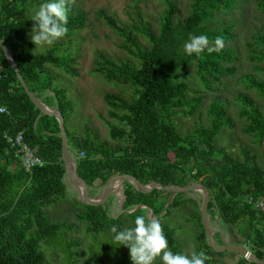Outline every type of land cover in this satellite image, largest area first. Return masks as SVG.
<instances>
[{"label": "trees", "instance_id": "obj_1", "mask_svg": "<svg viewBox=\"0 0 264 264\" xmlns=\"http://www.w3.org/2000/svg\"><path fill=\"white\" fill-rule=\"evenodd\" d=\"M36 0H8L0 9V39L11 54L18 72L29 91L51 108H57L65 128L67 146L76 164L77 175L90 190L97 182L104 186L116 175H129L141 185L158 183L162 186H184L200 182L208 189L207 212L225 222L232 228L239 226L241 237L254 240V255L264 259V216L251 205L244 202L247 197L264 201V169L252 162L248 152L238 162L227 155H220L213 142L223 119H227L225 109L218 103L213 105V119L209 127H201L191 134L181 136L173 123L176 110L183 109L187 86L177 81V73L197 60L201 76L215 73L233 74V69L223 70L220 63L231 58L232 52H212L201 56L186 57L177 49L167 51L165 35L171 30L175 7L168 2L156 37L149 28L141 34L149 43V48L137 43L133 30H124L116 20L99 11L105 24L123 40L122 48L137 61L115 64L103 56V64L97 71L110 84L134 87V99L126 100L120 94L106 93L103 100L108 107V116L119 126L110 125L109 139L123 141V147H109L107 142H97L88 134L78 140L67 128L73 112L72 102L64 87L54 85L58 74L54 68L65 75L76 77L78 70L73 59L57 57L51 50L46 54H34L33 44L26 38V30L33 28L32 19L25 15V4ZM38 4V3H36ZM257 8L264 13V0H256ZM232 6V0H196L194 15L189 20L187 30L193 29L196 35L207 34L210 39L223 36L227 42L234 35L209 32L198 26L209 25L219 14ZM86 18L73 7L68 11V31L79 30ZM259 61H264V48ZM252 60H256L252 57ZM264 75V68L261 69ZM0 106L6 112L0 114V264H44L39 251L40 242L53 244L66 228V223H50L44 216L43 208L66 198L63 184L64 167L59 137L58 122L52 116L42 114L30 101L20 86L16 74L0 49ZM248 87L264 97V82L253 78L247 80ZM50 95V96H49ZM51 99V102L48 100ZM242 104L240 115L246 118L243 133L264 138V111H260L246 96H240ZM194 109V107L192 108ZM191 109V110H192ZM120 113V114H118ZM22 132L26 143L34 149L36 156L45 164L25 172L14 158L12 150L3 139L4 133ZM83 152L85 155L80 156ZM173 159L170 160L169 156ZM124 201L122 210L133 209L132 213H120L134 224L137 215L145 214L141 207L159 215L165 208L169 191L154 189L149 193L139 192L131 183L124 181ZM188 192L173 196L168 207H180ZM75 205L82 208L76 218L87 224V232L100 234L115 226L118 229L119 217H110L104 204L85 205L75 198ZM189 200V199H188ZM140 207V208H139ZM119 209V210H121ZM168 209L163 213L167 214ZM200 220V215L198 216ZM201 226V225H200ZM34 227L33 232L30 230ZM169 247L176 253L178 244L173 231L163 226ZM201 247L210 259L222 256L207 241L204 230L199 235ZM256 242V243H255ZM127 253L129 249L120 244ZM254 264V263H251Z\"/></svg>", "mask_w": 264, "mask_h": 264}, {"label": "rangeland", "instance_id": "obj_2", "mask_svg": "<svg viewBox=\"0 0 264 264\" xmlns=\"http://www.w3.org/2000/svg\"><path fill=\"white\" fill-rule=\"evenodd\" d=\"M4 1L8 0H0V9ZM44 2L46 0L28 1L25 4L24 16L32 19L39 5ZM168 2L174 5L175 15L172 28L165 35L167 40L165 48L167 51L177 49L180 54L191 57L195 54H186L184 46L190 34L196 35L194 29L190 32L187 30L189 20L194 15L196 0H75L69 7H73L77 13L85 16L82 29L68 31L63 39L51 46H35L31 42L32 28L26 30V38L33 44L34 54H46L53 50L55 56H65L74 61V67L78 70L76 77L51 69L53 74L59 75L54 85L64 87L68 99L72 102L73 112L67 128L78 140L84 137V129L88 128L89 136L97 142H107L109 147H123L125 145L123 141L116 142L109 139L110 125L119 126V123L108 116V107L103 96L106 93L120 94L128 101H132L135 97L134 87L110 84L105 81L102 73L97 71L100 66H105L103 64L105 59L115 64L129 62L138 65L129 52L122 48L124 45L122 38L105 24L99 11L103 10L106 15L113 17L124 30L136 31L138 28L139 31L135 32L137 43L149 48L150 45L141 32L149 28L156 37L160 36L161 22L168 8ZM198 27L205 33L219 34L227 30L234 35L222 50L232 52L231 58L220 63L223 70L233 69L234 73L218 72L215 73V77L204 73L201 76L197 60H191L187 67L177 73V81L187 86L185 97L187 105L175 111L173 123L181 136L191 134L201 127H209L213 119L211 109L215 103H218L225 109L227 119L222 120L223 125L214 138L213 145L216 151L238 162L244 159V152H248L252 162L264 169V138L258 139L255 135L243 133L247 121L240 115L241 95L250 99L260 111H264V97L249 88L247 82L249 78L264 82V75L261 72L264 61L257 60L264 48V13L257 8L256 0H232L229 10L219 14L209 25ZM206 52L207 50L201 55ZM252 57L256 60H252ZM48 102H51V99ZM169 159L172 160L173 157L170 155ZM204 180L205 177L201 178L200 182ZM63 184L66 198L43 208L44 216L50 223H66V228L55 243L40 242L39 251L43 255L44 264H132L130 253L120 248V243L114 240L115 234L111 229L100 234L87 232V224L76 218V212L81 211L82 208L71 200L77 197L75 186L66 177L63 178ZM106 184L100 186L96 182L95 186L88 190L89 198L98 199L104 192ZM184 198L182 206L167 208V214L155 215L145 207H141V210L145 214H151L161 222L162 226L173 231V237L178 244L176 253L191 254L201 247L199 235L204 228L198 216L203 193L189 191ZM123 201L124 193L121 186V196L114 193L104 204L110 217H119L120 213L137 209L135 207L122 210ZM206 223L215 231L213 244L216 249L240 246L254 253L252 236L249 241L242 238L239 226L232 228L210 213H206ZM131 227H134V224L130 219L119 217L118 230ZM33 230L34 227L30 232ZM221 252L225 254L215 256L213 259L216 261L207 264H226L222 261L223 258L236 259L237 255L233 251ZM154 264H162V261L158 258ZM235 264H251V262L239 257Z\"/></svg>", "mask_w": 264, "mask_h": 264}, {"label": "clouds", "instance_id": "obj_3", "mask_svg": "<svg viewBox=\"0 0 264 264\" xmlns=\"http://www.w3.org/2000/svg\"><path fill=\"white\" fill-rule=\"evenodd\" d=\"M75 0H46L39 5L32 16L34 26L31 30V42L35 46H51L63 39L67 33L69 6ZM226 47L223 36L213 39L207 34L191 35L184 46L188 55L200 56L220 52ZM85 154L81 152V156ZM114 240L129 249L132 264H154L159 258L162 264H206L210 257L204 252L192 251L191 254L174 253L169 247L161 222L151 214L137 215L134 227L118 230L111 228Z\"/></svg>", "mask_w": 264, "mask_h": 264}, {"label": "water", "instance_id": "obj_4", "mask_svg": "<svg viewBox=\"0 0 264 264\" xmlns=\"http://www.w3.org/2000/svg\"><path fill=\"white\" fill-rule=\"evenodd\" d=\"M0 49L9 63V65L12 67L13 71L16 74L17 80L20 83V86L24 89L25 93L29 97L30 101L32 104L44 115L52 116L56 119L58 122V127H59V137L61 138V152H62V160H63V167H64V176L66 177L67 180H69L73 185L75 186L77 197L76 200L82 204L85 205H92V206H99L104 204L107 199L115 193L113 190V183L119 182L120 187L123 185L124 181H127L131 183L139 192L141 193H149L154 189L162 190V191H169L170 195L167 199L166 206L164 210L159 214L162 215L167 208L169 207L171 200L174 195L178 193H185L189 191H198L201 190L203 193V201L200 209V222L201 225L204 228V232L206 235V238L208 239V242L210 243V246L215 249L217 252H221L223 250H230L236 253V259L235 260H229L227 258H223L222 261L226 262V264H235L238 262L239 257L249 260L251 263L254 264H264V260H259L257 259L254 254L247 248L240 247V246H226L223 249H216L214 244H213V234L215 233L214 230L210 229L207 226L206 223V212H207V205H208V200H209V194H208V189L202 185L200 182L194 183L191 185H184V186H175V185H170V186H162L158 183H151L148 185H141L135 178L129 176V175H116L112 178H110L107 181V184L105 186V190L102 193V195L96 199L92 200L88 196V189L85 184V182L77 175L76 172V164L74 162V159L72 155L70 154L67 146V140L65 136V128L63 125V117L60 113V111L57 108H50L46 106L44 103H42L39 99H37L28 89L26 86L23 78L18 72V68L16 66V63L14 62L11 54L9 53L8 49L4 45L3 41L0 39ZM201 181V178H200ZM134 211V210H133ZM131 212H127L126 214H130Z\"/></svg>", "mask_w": 264, "mask_h": 264}, {"label": "built area", "instance_id": "obj_5", "mask_svg": "<svg viewBox=\"0 0 264 264\" xmlns=\"http://www.w3.org/2000/svg\"><path fill=\"white\" fill-rule=\"evenodd\" d=\"M5 112L6 109L0 106V114ZM3 139L5 140L8 147L12 150L14 158L17 159L20 167L25 172H30L35 167H42L45 164V162L40 157L36 156L34 149L29 147V145L26 143L22 132H17L14 134L4 133ZM244 202L254 207V209L259 211L264 216V201L254 200L252 197H247L244 199Z\"/></svg>", "mask_w": 264, "mask_h": 264}, {"label": "bare ground", "instance_id": "obj_6", "mask_svg": "<svg viewBox=\"0 0 264 264\" xmlns=\"http://www.w3.org/2000/svg\"><path fill=\"white\" fill-rule=\"evenodd\" d=\"M113 190L115 191V193H116L118 196H121V187H120L119 182H115V183H113ZM198 191H201V190H198Z\"/></svg>", "mask_w": 264, "mask_h": 264}, {"label": "flooded vegetation", "instance_id": "obj_7", "mask_svg": "<svg viewBox=\"0 0 264 264\" xmlns=\"http://www.w3.org/2000/svg\"><path fill=\"white\" fill-rule=\"evenodd\" d=\"M223 253V255L225 254V252H222ZM214 258V257H213Z\"/></svg>", "mask_w": 264, "mask_h": 264}]
</instances>
